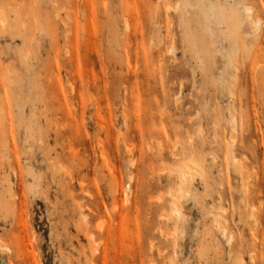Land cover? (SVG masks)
<instances>
[{"label":"rangeland","instance_id":"374dc122","mask_svg":"<svg viewBox=\"0 0 264 264\" xmlns=\"http://www.w3.org/2000/svg\"><path fill=\"white\" fill-rule=\"evenodd\" d=\"M0 17V264H264V0Z\"/></svg>","mask_w":264,"mask_h":264},{"label":"bare ground","instance_id":"6f19581e","mask_svg":"<svg viewBox=\"0 0 264 264\" xmlns=\"http://www.w3.org/2000/svg\"><path fill=\"white\" fill-rule=\"evenodd\" d=\"M16 7H18L19 8V6H16ZM252 11H253V9L250 7V6H248V5H246V4H244L243 3V12H244V14L247 16V18H250L251 19V14H252ZM5 14H7V12L5 13ZM8 14H9V12H8ZM8 16V15H7ZM10 18V17H9ZM7 18H3V17H0V31L2 32V31H4L6 28H7V25H8V22H7V20H6ZM127 20V19H126ZM10 21H11V19H10ZM260 18H258L256 21H255V26L257 27V29H258V26L260 25ZM10 23H12L13 24V20H12V22H10ZM15 23V22H14ZM18 23V22H17ZM9 26V25H8ZM10 26H11V24H10ZM6 27V28H5ZM21 27V26H20ZM125 28V27H124ZM10 29V28H9ZM25 30V29H24ZM5 31H8V29L7 30H5ZM11 31H12V29H11ZM15 31H16V29H15ZM40 31V30H39ZM86 31V30H85ZM87 32V31H86ZM3 33V32H2ZM9 33L10 34H12L10 31H9ZM18 33H19V31H18ZM40 33V32H39ZM85 33V32H84ZM5 34H6V32H5ZM10 34H9V36H10ZM16 33H14L13 35H15ZM88 34H89V32H88ZM1 35H4V34H1ZM13 35H11V36H13ZM21 34H18L17 36H20ZM10 36V37H11ZM13 37H16V36H13ZM88 37H89V35H88ZM90 39V38H89ZM127 42V41H126ZM127 44V43H126ZM87 45H89L88 44V42H87ZM129 45V44H128ZM127 45V46H128ZM85 47V46H84ZM86 49H88L87 47H86ZM90 50V49H89ZM126 50V49H125ZM170 52H174V49L173 48H171L170 49ZM126 53H127V50H126ZM125 53V54H126ZM129 56V54L126 56V58ZM123 58V57H122ZM136 58V57H135ZM130 59V58H129ZM127 60H128V58H127ZM127 60H126V62H127ZM146 60H149L148 58H145V61ZM129 61V60H128ZM128 63V62H127ZM148 63V62H147ZM129 64V63H128ZM128 64H126V67L128 68ZM148 66V65H147ZM150 66V65H149ZM129 67H130V65H129ZM123 69V68H122ZM147 69H149V68H147ZM130 70H132V68L130 69ZM127 71H128V73H129V69H127ZM127 73V74H128ZM87 74V73H86ZM85 74V75H86ZM3 78V77H2ZM4 80V79H3ZM6 80V79H5ZM85 80V79H84ZM138 80V79H137ZM136 80V82H138ZM9 81V80H8ZM7 82V81H6ZM125 82V81H124ZM140 83H141V81H139ZM143 82V81H142ZM86 83H89L88 81L86 82ZM15 84H17V83H15ZM90 84H91V82H90ZM122 84H123V81H122ZM135 84V83H134ZM143 84L144 83H142V85L141 86H143ZM125 85V84H124ZM136 85V84H135ZM137 85H138V83H137ZM91 86H92V84H91ZM139 86V85H138ZM132 89H135L134 87H132ZM140 89V88H139ZM136 90H138V89H136ZM126 92V91H125ZM137 92V91H136ZM135 92V93H136ZM139 92L141 93V91L139 90L138 91V93H136V95L137 94H139ZM16 93H17V91H15L14 92V95H16ZM127 95V94H126ZM139 96H140V94H139ZM96 101V100H95ZM86 103H88V102H86ZM90 104V103H89ZM88 105V104H87ZM90 109V108H89ZM229 122H230V126H231V128L233 129V130H237L238 128L236 127V125L238 124V121H237V116H236V112H235V110H234V104H232L231 103V105H230V120H229ZM127 123H128V121H127ZM126 124V123H125ZM101 125V124H100ZM127 125V124H126ZM129 125V124H128ZM127 125V126H128ZM102 126V125H101ZM100 126V128H102ZM130 126V125H129ZM103 127H104V125H103ZM129 128V127H128ZM237 128V129H236ZM144 128H142L141 129V132H142V130H143ZM102 131H104V129L102 128L101 129ZM107 130H109L108 128H107ZM126 130H127V128H126ZM140 130V129H139ZM145 130V129H144ZM110 131V130H109ZM105 132H107L106 131V126H105ZM107 133H109V132H107ZM126 148V147H125ZM127 149V152H129L128 150H130V153L128 154V155H131L130 157H132V159H130V157H126L129 161H130V163L132 164V161L134 160V158H133V155L131 154L132 153V150L129 148H126ZM126 149H125V152H126ZM147 153V152H146ZM229 153H230V155H233V151L230 149V151H229ZM127 154V153H126ZM128 155H126V156H128ZM146 155V154H145ZM149 156H151V155H149ZM148 156V157H149ZM146 158V161H144V159H143V161L144 162H146V163H148V162H150V160H151V157H149L150 159H148L147 157H145ZM232 158H233V156H232ZM132 160V161H131ZM128 161V162H129ZM232 161H234V159L232 160ZM134 163V162H133ZM147 166H148V164H146ZM234 165H236V163L234 162ZM131 166V165H130ZM133 166V165H132ZM182 171V170H181ZM178 175V174H177ZM184 175H187V172H182L180 175H178L179 177H180V182L181 183H184L185 181H184V178H183V176ZM238 186H239V191L242 189V187H243V184L241 183V181H239V183H238ZM184 197H185V194H184ZM173 212H174V214L177 216V218H178V221H181V218H182V209H181V205H180V202H175V204H174V208H173ZM224 236H225V234H224ZM92 242V241H91ZM95 247V246H94ZM177 247H178V245H177V242L175 243V246H174V248H176V253H177ZM93 250V249H92ZM94 250H96V248L94 249ZM174 252V253H175ZM94 253H96V251L95 252H92V254H94ZM230 255V254H229Z\"/></svg>","mask_w":264,"mask_h":264}]
</instances>
